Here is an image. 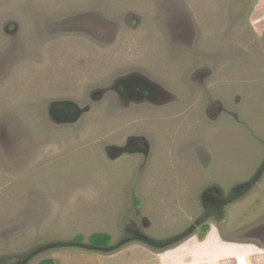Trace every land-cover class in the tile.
Masks as SVG:
<instances>
[{
  "label": "rangeland",
  "instance_id": "374dc122",
  "mask_svg": "<svg viewBox=\"0 0 264 264\" xmlns=\"http://www.w3.org/2000/svg\"><path fill=\"white\" fill-rule=\"evenodd\" d=\"M131 73L162 101L123 105ZM138 134L147 154L110 156ZM214 187L232 203L199 233ZM261 225L264 0H0V264H264Z\"/></svg>",
  "mask_w": 264,
  "mask_h": 264
},
{
  "label": "flooded vegetation",
  "instance_id": "af4514ba",
  "mask_svg": "<svg viewBox=\"0 0 264 264\" xmlns=\"http://www.w3.org/2000/svg\"><path fill=\"white\" fill-rule=\"evenodd\" d=\"M132 23L133 22H131V24ZM131 24L129 23V26ZM123 78L124 79L120 80V82L117 84V89H118L117 94H118L119 99L122 101L123 105L126 104V106H129L131 103H140L142 101L150 102L154 104L161 100L160 96L163 93L162 92L163 90L160 87H158V85L155 86L156 83H153L152 80L149 79L146 75L144 74L143 75H132L131 73V75L129 76L127 75V77L123 76ZM151 84H154V86H152ZM164 101H165V97H164ZM136 107H139V106H136ZM219 109H221V107ZM120 137L121 135L118 136V138ZM126 140L124 143H120L121 141L118 139V145H116V149L114 152V156L116 157L115 158L116 160L120 159L124 155H135V154L137 155L140 153L147 154L148 151H150L148 140L142 135L126 137ZM147 143H148V146H147ZM141 145H143V147H141ZM216 194H218V191L217 189H215V187L206 189L203 192L201 200L199 201V204L201 208L203 209V213L201 217H199V221H197L198 223L197 229L199 230V233H201V230L203 229V226L204 224H206V221L208 219L219 218L220 216H222V214L217 213V212L219 210L220 211L224 210L226 207H228L229 204L232 203V202L230 203L229 201L224 202L221 199V197L217 201V199L215 198ZM205 201L207 202V204L205 203ZM217 203L219 204L217 205ZM143 225L144 227H149L148 223H145ZM193 227L194 228L191 230V232L184 233V234L182 233L179 236H174V237L164 239L161 241L156 240L154 237L150 235L142 233L141 229L137 226H134L132 228H126V234L123 235V238L121 239L118 247L115 249L116 251L121 250L127 244L132 243L134 241L142 242L145 245L153 246L157 249H165V248H170V247H172L173 249H176L182 244L186 243L184 241H190L194 237L193 233L195 232L196 225L193 224ZM260 229L264 232V225H261ZM251 232L252 231L243 232L242 235L244 236H241V238H238V239L244 241L245 238L251 237ZM256 237L262 240L264 239L263 236H256ZM227 240L234 241V238L229 236ZM221 243H227V244L233 245L232 242H228L225 240H223V242ZM190 245H193V244L191 243ZM99 248H103V247H99Z\"/></svg>",
  "mask_w": 264,
  "mask_h": 264
},
{
  "label": "water",
  "instance_id": "95a60500",
  "mask_svg": "<svg viewBox=\"0 0 264 264\" xmlns=\"http://www.w3.org/2000/svg\"><path fill=\"white\" fill-rule=\"evenodd\" d=\"M81 110L71 102H56L51 105L50 115L57 123H72L78 119ZM116 147L110 148V156L113 158Z\"/></svg>",
  "mask_w": 264,
  "mask_h": 264
},
{
  "label": "trees",
  "instance_id": "16d2710c",
  "mask_svg": "<svg viewBox=\"0 0 264 264\" xmlns=\"http://www.w3.org/2000/svg\"><path fill=\"white\" fill-rule=\"evenodd\" d=\"M80 239L81 238L78 237L77 239H75V241L80 242ZM109 240H110V237L107 234H96V235L92 236V239H91L92 244L96 247H105L109 243ZM260 255H263V254H260ZM255 256H259V255H255ZM222 261H225V260H222ZM255 261H257V259L252 260V263ZM232 262H233V264H235V260H233ZM38 264H55V263L52 259H46V260L40 261Z\"/></svg>",
  "mask_w": 264,
  "mask_h": 264
},
{
  "label": "clouds",
  "instance_id": "9594fccd",
  "mask_svg": "<svg viewBox=\"0 0 264 264\" xmlns=\"http://www.w3.org/2000/svg\"><path fill=\"white\" fill-rule=\"evenodd\" d=\"M110 152V151H109ZM110 154V153H109ZM110 159H111V157H110ZM113 159V158H112ZM116 161V160H115ZM233 245H239V244H233ZM26 261H28V260H26Z\"/></svg>",
  "mask_w": 264,
  "mask_h": 264
}]
</instances>
